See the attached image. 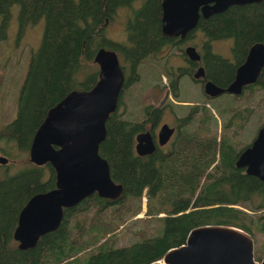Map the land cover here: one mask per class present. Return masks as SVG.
<instances>
[{
    "label": "trees",
    "instance_id": "1",
    "mask_svg": "<svg viewBox=\"0 0 264 264\" xmlns=\"http://www.w3.org/2000/svg\"><path fill=\"white\" fill-rule=\"evenodd\" d=\"M131 2L0 0V38L5 37L9 19L4 14L14 4L19 7L21 24L44 21L40 44L30 54L17 95V113L0 128L3 141L0 153L8 158L7 163H0V264H148L160 259L168 248L185 242L188 231L202 224L233 225L253 236L261 233V250L255 256L256 259L263 256L264 182L247 174L244 168L236 167L235 160L243 147L237 148L228 134L231 129L243 126L251 109L232 110L223 122L225 131L217 135L210 132L214 116L205 103L201 107L193 106L189 115L181 119L167 150L156 149L144 155L137 154L134 148V134L143 130V125L121 119L116 110L111 112L99 152L108 160L112 178L123 185L121 197L112 200L94 192L78 204L63 208L60 225L41 235L34 246L22 249L14 240L22 206L34 193L55 186L53 166L49 162L37 165L29 159L33 134L50 106L72 88H89L95 82L98 68L85 67L84 60H93L98 47L108 46L104 37L103 41H96L104 34L105 24H101L104 17L114 14L116 5ZM156 2L146 1L135 13L137 22L145 18L151 23L134 24V20H129L121 28L128 40L135 42V51L129 52L134 66L153 50H142L141 38L160 37L161 44L170 39L162 34L155 18ZM197 27L208 39L206 77L218 85H226L243 61L244 50L253 42H264V0L230 5L199 20ZM194 30L187 36L193 35ZM228 37L234 41L233 61L211 49L212 40ZM145 43L149 47L150 42ZM122 53L131 57L127 52ZM125 71L121 91L138 77L137 72ZM80 74L84 75L83 79ZM168 85L176 96L178 83L169 81ZM245 88H264V66L257 80ZM160 114V110L154 117L150 114L151 123L158 122ZM196 115H199L197 123L191 127ZM14 159L23 160L22 167L15 172L8 164ZM143 197L146 198L145 219L158 223L154 232L140 229V239L116 246L119 236L114 232L115 227L101 213L109 207L119 209L128 200L139 202ZM91 205L96 206L95 213L88 217L85 210ZM137 210H141L140 205Z\"/></svg>",
    "mask_w": 264,
    "mask_h": 264
},
{
    "label": "water",
    "instance_id": "2",
    "mask_svg": "<svg viewBox=\"0 0 264 264\" xmlns=\"http://www.w3.org/2000/svg\"><path fill=\"white\" fill-rule=\"evenodd\" d=\"M251 1L261 0H161L160 29L164 35L183 37L195 28L199 9L209 16L230 5ZM185 50L190 58H199L193 46ZM93 61L98 64L96 81L89 88H72L50 106L31 139L30 161L37 165L49 162L55 171V186L34 193L20 209L13 232L19 248L34 246L41 235L60 225L63 208L78 204L94 192L112 200L122 195L123 185L112 178L99 144L106 136L109 114L118 107L125 75L113 48L99 47ZM263 66L264 42L257 41L251 44L226 86L207 79L204 91L213 97L225 91L240 94L245 85L257 80ZM200 75H204L201 66L193 76ZM173 132V126L162 123L157 144H164ZM134 139L139 155L156 148L149 129L137 131ZM7 161V156L0 153V163ZM235 165L264 182V122L240 150ZM254 248V236L240 227L202 224L188 231L185 242L168 248L160 259L148 264H264V254L256 259Z\"/></svg>",
    "mask_w": 264,
    "mask_h": 264
},
{
    "label": "rangeland",
    "instance_id": "3",
    "mask_svg": "<svg viewBox=\"0 0 264 264\" xmlns=\"http://www.w3.org/2000/svg\"><path fill=\"white\" fill-rule=\"evenodd\" d=\"M18 14L19 7L17 4H14L10 11L4 14L5 16L9 15V19L5 37L0 38V128L17 113V95L25 77L30 54L37 49L43 35V19L38 20L36 23L21 24ZM122 14H125V11L119 9L115 19L105 26V37H112L117 40L123 39L125 33L122 32V26L118 21L122 18ZM194 31L195 33L189 37V40L200 47L204 36L201 35L200 28H196ZM99 39L103 41L102 35H99L96 41ZM210 43L214 52L228 60H233L231 51L233 39H214ZM165 59L166 56L157 59L156 56L149 54L137 65V79H132L128 85L124 86L120 94L116 111L121 119L142 122L145 116L144 108L151 103L163 107L160 121L175 124L177 122L176 116L183 117L191 110L192 106L205 103L208 111L210 110L214 116L209 125L210 132L221 135L225 131L223 122L230 116L231 111L235 108L249 107L251 111L243 126L231 129L228 134L236 143L237 148L244 147L253 139L259 126L264 122V88H254L253 90L246 88L240 95L224 92L221 95L206 98L200 83L194 82L189 75H185L180 79L179 93L175 97L168 91L170 76L168 75L167 65H165ZM84 64L87 68H96L97 66L93 60H84ZM83 77L84 75L80 74V78L83 79ZM167 93H170L169 96H167ZM183 102L187 103L183 104ZM198 118L199 115L193 118L191 127L195 126ZM145 121L142 125L148 127L150 122ZM0 143H3V141L0 140ZM22 162L23 160L14 159V161L10 160L8 164L10 169L15 172L16 169L22 167ZM144 202L143 198L139 202L128 200L119 209L109 207L101 213L115 227L114 232L119 236L115 241L116 246L126 245L140 239L141 233L138 232L140 229L145 228L147 233L154 232L158 223L150 218L145 219L146 203ZM138 205L141 208L139 212L136 211ZM95 208L96 206L91 205L85 210L88 217L94 215ZM262 237L261 233L254 234L255 254L256 251L261 250Z\"/></svg>",
    "mask_w": 264,
    "mask_h": 264
},
{
    "label": "flooded vegetation",
    "instance_id": "4",
    "mask_svg": "<svg viewBox=\"0 0 264 264\" xmlns=\"http://www.w3.org/2000/svg\"><path fill=\"white\" fill-rule=\"evenodd\" d=\"M146 1L148 0H132L131 4L130 5H123V4H119V5H116L115 6V9H114V14L110 15V16H105L104 17V21L101 23L102 25L105 24L108 25L109 23H111L114 19H115V15L117 14L118 10L119 9H123L125 11V14H122V18L119 21V23L121 24L120 26H124L126 27L127 26V23L129 20H134L133 23L134 24H144V23H151L150 21H145V18H142V19H139L140 21L137 22V18H135V13L136 11L143 5V3H145ZM156 14H155V18L157 20V23L159 24V27H160V23H161V0H156ZM263 0L261 1H251V2H246V3H243V4H238V5H244V4H248V3H260L262 2ZM214 14V13H212ZM210 14V15H212ZM209 15V16H210ZM209 16H204L201 12V10L199 9V17H198V20H197V23H196V26L195 28L193 29H196V28H199L197 27L198 26V21L201 20V19H206L208 18ZM192 29V30H193ZM122 32H124V29H121ZM201 30V29H200ZM190 32V31H189ZM188 34V33H187ZM187 34L183 37H180V36H168L170 37V39L168 41H166L165 43H160L159 40H160V37H147L142 39L141 38V43H144L142 44L140 47L142 50L144 49H147V48H153L152 51H150V53H148L147 55L151 54V55H154L156 56V58H161V57H164L166 56V59H165V65H167V68H168V75L170 76L169 78V81H175L178 83V92L179 93V84H180V79L182 77H184L185 75H189L192 80L194 82H198L200 83L201 87L203 88V85H204V82L207 80V79H210V78H207L206 75V61H207V37L205 35H203V33L201 35H203L204 37L202 38V42H201V45L200 47H198L197 44H193L190 42L189 40V37L190 36H187ZM192 36V35H191ZM102 37H104L105 41L108 42V46H104L106 48H113L116 53H117V56H118V59H119V63L123 69V72H124V75L126 77V69L127 71L133 73V72H136V66H134L133 64V55L131 56L129 54L130 51H133L134 50V47H135V42L132 40V41H129L128 40V36L125 35L123 37V39L121 40H117V39H114L112 37H105L104 34H102ZM229 38V37H228ZM232 39V38H231ZM148 40V41H146ZM133 42V43H132ZM145 42H150V45L149 47L146 46ZM257 42V41H256ZM234 43V41H233ZM254 43V42H253ZM252 43V44H253ZM187 46H193L197 53L199 54V58L197 59H192L190 58V56L186 53V47ZM251 45H249L244 51H245V55H244V58L248 52V49ZM102 47V46H100ZM99 48V47H98ZM97 48V49H98ZM96 49V50H97ZM119 50H123V51H119ZM135 51V50H134ZM231 51H232V58L234 60V51H233V44L231 45ZM96 52V51H95ZM122 52L124 53H128V55H130L131 57L128 58L126 55L127 54H123ZM170 52V53H168ZM95 54V53H94ZM94 57V56H93ZM143 58H140L138 59V63L141 62ZM173 60V61H172ZM232 60V61H233ZM244 60V59H243ZM231 61V59H230ZM96 63V62H95ZM97 64V63H96ZM98 66V64H97ZM201 66L204 70V75H200L199 77H194L193 74L195 73L196 69ZM236 69V68H235ZM235 74V73H234ZM98 76V74H97ZM97 79V78H96ZM125 80V79H124ZM96 81V80H95ZM169 84V82H168ZM227 85V84H226ZM226 85H222V86H226ZM246 86V85H245ZM169 87V85H168ZM246 88H244L245 90ZM243 90V91H244ZM168 91L170 92V89H168ZM242 91V92H243ZM203 92L204 94L207 96L208 94L205 93L204 91V88H203ZM226 92V91H225ZM224 92H222L221 94H223ZM230 93V92H228ZM170 93H167V96H169ZM172 94V93H171ZM219 94V95H221ZM233 94V93H232ZM241 94V93H240ZM240 94H233V95H240ZM173 95V94H172ZM178 95V94H177ZM177 95L175 97H177ZM174 96V95H173ZM209 96V95H208ZM213 96H210V98H212ZM187 102H183V104H186ZM189 103V102H188ZM149 105V106H148ZM198 107H201L202 105H197ZM166 107V106H165ZM193 107V106H192ZM191 107V108H192ZM117 110V109H116ZM159 110L161 111V114L160 116L158 117V122H155V123H151L152 121L150 120L151 119V116L150 114H152V117H154V114L157 112H159ZM163 107L162 106H155L151 103L147 104L144 108V118L142 119L143 121L140 122L141 124L144 125V121H148L150 122V125L148 127H145L143 126L144 129H149L151 134H152V138L156 144V149H160V150H167L169 148L168 144H170L171 140H172V136L173 134L176 132V130L179 129L180 127V122H181V119L182 118H185L189 115L190 111L183 117H177L176 116V120L177 122L174 124H169L170 126H173L174 127V132L173 134L170 136V138L164 143V144H157V140H158V137H157V132L159 130V127L162 123H167V122H162V120L160 121L159 119L161 118L162 116V112H163ZM156 111V112H155ZM145 121V122H146ZM160 121V122H159ZM135 135V134H134ZM135 139H134V144H135ZM135 148V147H134Z\"/></svg>",
    "mask_w": 264,
    "mask_h": 264
},
{
    "label": "built area",
    "instance_id": "5",
    "mask_svg": "<svg viewBox=\"0 0 264 264\" xmlns=\"http://www.w3.org/2000/svg\"><path fill=\"white\" fill-rule=\"evenodd\" d=\"M143 199L145 200V197H143Z\"/></svg>",
    "mask_w": 264,
    "mask_h": 264
}]
</instances>
